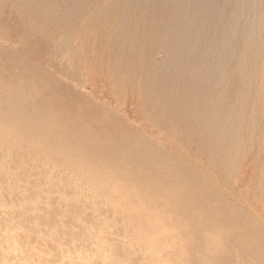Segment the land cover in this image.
<instances>
[{
    "label": "rangeland",
    "instance_id": "rangeland-1",
    "mask_svg": "<svg viewBox=\"0 0 264 264\" xmlns=\"http://www.w3.org/2000/svg\"><path fill=\"white\" fill-rule=\"evenodd\" d=\"M80 2L0 0V264H264V0Z\"/></svg>",
    "mask_w": 264,
    "mask_h": 264
},
{
    "label": "bare ground",
    "instance_id": "bare-ground-1",
    "mask_svg": "<svg viewBox=\"0 0 264 264\" xmlns=\"http://www.w3.org/2000/svg\"><path fill=\"white\" fill-rule=\"evenodd\" d=\"M82 1H83V0H81V2H82ZM93 1H94V0H93ZM170 1H171V0H170ZM81 2H80V3H81ZM173 2H174V1H173ZM66 3H67V2H66ZM77 3H78V2H77ZM77 3H74V4H77ZM84 3H85V0H84ZM95 3H96V2H95ZM95 3H94V4H95ZM185 3H186V2H185ZM96 4H97V3H96ZM65 5H66V4H65ZM65 5H64V6H65ZM97 5H98V4H97ZM74 6H75V5H74ZM82 6H83V5H82ZM98 6H99V5H98ZM98 6H97V7H98ZM89 7H90V6H89ZM102 8H103V7H102ZM72 9H73V8H72ZM96 9H97V8H96ZM149 9H153V8H149ZM158 9H159V8H158ZM155 10H156V9H155ZM149 11H151V10H149ZM152 11H153V10H152ZM152 11H151L150 13H152ZM153 12H154V11H153ZM156 12H158V11H156ZM162 12H163V11H162ZM162 12H160V13H162ZM164 12H165V10H164ZM102 13H104V12H101L100 14H102ZM145 13H146V12H145ZM147 13H148V12H147ZM160 13L158 12L157 14L160 15ZM172 13H174V12H172ZM172 13L170 12L169 16L167 15L168 18H166V17H164V18L169 19L170 15H171ZM182 13H183V12H182ZM105 14H106V13H104V15H105ZM154 14H155V13L152 14V17H153ZM157 14H156L155 16H158ZM147 15H148V14H147ZM161 15H162V14H161ZM163 15H164V14H163ZM163 15H162V16H163ZM207 15H208V14H207ZM74 16H75V15H74ZM128 16H129V15H128ZM162 16H160V17H161L160 20L162 19ZM164 16H165V15H164ZM98 17H99V16H98ZM98 17H97V18H98ZM100 17H101V15H100ZM172 17H173V16H172ZM172 17H171V18H172ZM174 17H175V16H174ZM211 17H212V16H211ZM211 17H210V18H211ZM150 18H151V17H150ZM177 18H178V17H177ZM179 18H180V17H179ZM102 19H103V18L101 17V20H102ZM114 19H115V18H114ZM152 19H153V18H151V20H152ZM157 19L159 20L158 17H157ZM174 19H175V18H174ZM207 19H208V18H207ZM211 19H212V18H211ZM211 19H210V20H211ZM97 20H99V19H97ZM117 20H118V19H117ZM147 20H148V17H147ZM118 21H119V20H118ZM118 21H117V22H118ZM145 21H146V20H145ZM149 21H150V20H149ZM153 21H154V20H153ZM162 21L164 22L165 20H162ZM77 22H78V21H77ZM94 22H96V19H95ZM97 22H98V21H97ZM146 22H147V21H146ZM155 22H156V21H155ZM157 22H158V21H157ZM206 22H207V21H206ZM118 23H119V22H118ZM200 23H201V22H200ZM200 23H199V24H200ZM210 23H211V22H210ZM97 24H99V23H97ZM97 24H96V25H97ZM119 24H120V23H119ZM119 24H118V25H119ZM148 24H149V23H148ZM152 24H153V23H152ZM154 24H156V26L153 25V26H155V28H154V27H153V28L156 29V27H157V23H154ZM192 24H193V23H192ZM194 24H195V23H194ZM204 24H205V23H204ZM160 25H161V24H160ZM162 25H164V24H162ZM92 26H93V25H92ZM97 26H98V25H97ZM121 26H122V25H121ZM150 26H151V24H150ZM208 26H209V25H208ZM110 27H111V26H110ZM151 27H152V26H151ZM191 27H192V26H191ZM198 27H199V26H198ZM159 28H160V27H159ZM209 28H210V27H209ZM214 28H215V27H214ZM231 28H232V27H231ZM96 29H98V28H96ZM154 29H153V30H154ZM233 29H234V28H233ZM153 30H152V31H153ZM159 30H160V29H159ZM176 30H177V29H176ZM205 30H206V29H205ZM155 31H156V30H155ZM157 31H158V29H157ZM157 31H156V33H157ZM115 33H116V32H115ZM157 34H158V33H157ZM200 34H201V32H200ZM111 35H112V34H111ZM151 35H152V32H151ZM153 35H154V31H153ZM158 35H159V34H158ZM158 35H157V36H158ZM202 35H203V34H202ZM119 36H120V35H119ZM157 36H156V38H157ZM151 37H152V36H151ZM154 37H155V36H154ZM160 37H161V36H160ZM163 37H164V36H163ZM176 37L178 38L179 36H176ZM105 38H106V37H105ZM112 38H113V37H112ZM115 38H117V37H115ZM170 38H172V37H170ZM170 38H169V41L171 40ZM180 38H181V37H180ZM187 38H188V37H187ZM198 38H199V37H198ZM86 39H87V38H86ZM119 39H120V38H119ZM154 39H155V38H154ZM162 39H163V38H162ZM201 39H202V38H201ZM150 40H151V39H150ZM163 40H164V39H163ZM101 41H102V40H101ZM105 41H106V40H105ZM112 41L115 42L116 40H112ZM147 41H148V40H147ZM151 41H152V40H151ZM156 41H157V40H156ZM156 41H155V42H156ZM159 41H160V40H159ZM169 41H168V42H169ZM201 41H202V40H201ZM116 42H117V41H116ZM144 42H145V41H144ZM153 42H154V41H153ZM166 42H167V41H166ZM178 42H179V41H178ZM206 42H208V41H206ZM97 43H99V42H97ZM172 43H174V42H172ZM104 44H105V43H104ZM114 44H115V43H114ZM117 44H118V43H117ZM139 44H141V42H140ZM147 44H148V43H147ZM163 44H164V43H163ZM159 45H160V43H159ZM169 45H170V44H169ZM173 45H174V44H173ZM111 46H112V45H111ZM115 46H116V45H115ZM154 46H155V45H154ZM129 47H130V45H129ZM146 47H147V46H146ZM144 48H145V47H144ZM147 48H148V47H147ZM150 48H151V47H150ZM172 48H173V47H172ZM153 49H154V47H153ZM199 49H200V48H199ZM205 49H206V48H205ZM108 50H109V48H108ZM151 50H152V49H151ZM171 50H172V49H171ZM110 51L113 52V50H111V48H110ZM144 51H145V50H143V52H144ZM166 51H168V50L166 49ZM180 51H181V50H180ZM197 51H199V50H197ZM115 52H116V51H115ZM145 52H146V51H145ZM148 53H150V52H148ZM170 53H171V52H170ZM123 54H125V53H123ZM143 54H144V53H143ZM172 54H173V53H172ZM175 55H176V54H175ZM195 55H196V54H195ZM145 56H146V55H145ZM147 56H148V55H147ZM183 56H184V55H183ZM119 57H120V56H119ZM137 57H138V56H137ZM174 57H175V56H174ZM181 57H182V56H181ZM113 58H114V57H113ZM120 58H121V57H120ZM126 58H127V56H126ZM126 58H125V60H127ZM133 58H134V57H133ZM146 58H147V57H146ZM146 58H145V60H146ZM149 58H150V55H149ZM195 58H197V56H195ZM134 59H137V58L135 57ZM134 59H133V60H134ZM175 59H176V58H175ZM182 59H183V58H182ZM205 59H206V58H205ZM123 60H124V59H123ZM195 60H196V59H195ZM195 60H194V61H195ZM127 61H128V60H127ZM134 61L136 62V60H134ZM176 61H177V60H176ZM116 62H117V61H116ZM119 62H120V61H119ZM125 62H126V61H125ZM172 63H173V62H172ZM176 63H177V62H176ZM176 63H175V64H176ZM186 63H187V62H186ZM180 64H181V63H180ZM191 64H192V63H191ZM127 65H128V64H127ZM130 65L132 66V64H130ZM192 65H193V64H192ZM148 67H149V66H148ZM173 67H174V65H173ZM175 67H176V66H175ZM164 68H165V67H164ZM199 68H200V67H199ZM174 69H175V68H174ZM176 69H177V68H176ZM194 69H195V68H194ZM175 72H176V71H175ZM182 72H183V71H182ZM190 72H191V71H190ZM185 74H188V73H185ZM181 76H182V75H181ZM185 77H186V76H185ZM150 78H151V77H150ZM165 79H166V78H165ZM169 79H170V78H169ZM184 79H185V78H184ZM186 79H187V78H186ZM174 80H175V79H174ZM181 81H182V80H181ZM184 81H185V80H184ZM124 82H125V81H124ZM182 82H183V81H182ZM196 82H197V80H196ZM125 83H126V82H125ZM128 85H129V84H128ZM130 86H131V85H130ZM137 86H138V83H137ZM129 88H130V87H129ZM129 88H128V89H129ZM135 88H136V87H135ZM135 88H134V89H135ZM136 90H137V89H136ZM185 94H186V93H185ZM190 94H191V93H190ZM191 95H192V94H191ZM166 97H167V96H166ZM171 98H172V97H171ZM157 100H158V99H157ZM174 101H175V99H174ZM19 167H20V166H19ZM1 171H2V170H1ZM0 173H1V172H0ZM2 174L5 175L4 172H3ZM6 175H7V174H6ZM7 176H8V175H7ZM7 180H9V179H7ZM0 183H1V181H0ZM1 184H2V183H1ZM1 184H0V185H1ZM15 185H16V184H15ZM17 185H18V184H17ZM17 185H16V186H17ZM19 185H20V184H19ZM19 185H18V186H19ZM6 186H7V185H6ZM12 186H13V185H12ZM12 186H11V187H12ZM18 186H17V187H18ZM11 187H9V188H11ZM17 187H15V189H16ZM21 187H23V185H21ZM21 187H20V188H21ZM4 188H5V187H4ZM7 188H8V187H7ZM5 189H6V188H5ZM5 189H4V191L7 190V189H6V190H5ZM10 190H11V189H10ZM13 190H14V186H13ZM17 190H19V189H17ZM15 192H16V191H15ZM15 192H14V193H15ZM2 194H3V193H2ZM0 198H1V197H0ZM42 198H43V197H42ZM2 200H3V199H2ZM100 202H101V201H100ZM32 204H33V203H32ZM2 205H4V204L2 203ZM15 205H16V204H15ZM51 205H52V204H51ZM60 205H62V204H60ZM12 206H14V205L12 204ZM5 210H6V209H5ZM93 211H94V210H93ZM85 213H86V212H85ZM7 215H8V214H7ZM16 216H17V215H16ZM56 216H57V215H56ZM28 217H29V216H28ZM26 219H27V217H26ZM8 220H9V218H8ZM40 220H41V219H40ZM40 220H39V221H40ZM16 222H17V221H16ZM22 222H23V221H22ZM26 222H27V224H28V221H26ZM40 222H41V221H40ZM0 223H1V222H0ZM30 223H31V222H30ZM9 224H11V223H9ZM36 224H37V223H36ZM4 225H5V224H4ZM6 225H7V224H6ZM22 225H23V224L21 223V226H22ZM96 225H97V224H96ZM3 227H4V226H3ZM8 227H9V226H8ZM17 227H18V226H17ZM22 227H23V226H22ZM0 228H2V227H0ZM4 228H5V227H4ZM13 228H14V227H13ZM56 228H57V227H56ZM2 229H3V228H2ZM2 229H0V230H2ZM6 229H8V228H6ZM14 229H16V227H15ZM14 229H10V228H9L10 231H11V230L13 231ZM18 229H20V228H18ZM3 230H4V229H3ZM25 230H26V229H25ZM33 230H34V229H33ZM58 230H59V229H58ZM6 231H8V230H6ZM10 231H9V232H10ZM42 231H43V230H42ZM55 231H56V230H55ZM63 231H64V229H63ZM0 232H1V231H0ZM2 232H3V231H2ZM4 232H5V231H4ZM18 232H19V230H18ZM60 232H61V231H60ZM5 233H6V235H8V234H10L11 232H10V233L5 232ZM5 233H4V236H5ZM7 233H8V234H7ZM35 233H36V232H35ZM19 234H20V233H18V235H17L18 237H19ZM41 234H42V233H41ZM60 234H61V233H60ZM70 235H71V234H70ZM4 236H3V237H4ZM38 236H39V235H38ZM5 237H6V236H5ZM42 237H44V236L42 235ZM6 238H8V237H6ZM20 238H21V237H20ZM62 238H63V237H62ZM72 238H73V237H72ZM8 239H10V238H8ZM2 240H4V239H2ZM10 240H12V239H10ZM5 241H6L5 243H7V239H6ZM22 241H23V239H22ZM2 242H3V241H2ZM13 243H14V242H13ZM8 244H9V240H8ZM54 244H55V243H54ZM0 245H1V244H0ZM4 245H5V244H4ZM15 246H16V245H15ZM23 246H24V244H23ZM23 246H22V247H23ZM41 246H42V245H41ZM55 246H56V245H55ZM66 246H67V245H66ZM53 247H54V246H53ZM56 247H57V249H58V246H56ZM68 247H69V246H68ZM75 247H76V246H75ZM100 247H101V246H100ZM17 248H18V247H16V249H17ZM0 249H2V248H0ZM82 249H83V248H81V247H76V248H71V247H70V248H68V249H63V250L61 249V251L58 252V253L56 254V256L59 257L58 260H59L60 258H62V259H61V260H62L61 262L64 263L63 258H65V257H69V258H70V257H71V258H74L73 256H80V257H81V255H79V254L81 253V250H82ZM12 250H13V249H12ZM19 250H20V248H19ZM8 251H9V250H8ZM8 251H7V252H8ZM26 251H27V250H26ZM26 251H25V252H26ZM30 251H31V250H30ZM85 251H86V250H85ZM0 252H1V254H2V251H1V250H0ZM4 252H5V250H4ZM4 252H3V253H4ZM7 252H5V253L8 254ZM15 252H16V251H15ZM16 253H20V252H16ZM34 253H35V252H34ZM37 253H38V252H37ZM20 254H21V253H20ZM40 254H42V252H41ZM48 254H50V253H48ZM85 254H86V253H85ZM13 255H14V253H13ZM15 255H16V254H15ZM42 255H43V254H42ZM46 255H47V253H46ZM70 255H71V256H70ZM0 256H1V255H0ZM4 256H5V254H4ZM4 256H3V259H4ZM56 256H55V257H56ZM20 257H21V255H20ZM22 257H23V256H22ZM24 257H25V256H24ZM7 258H8V257H7ZM43 258H44V257H43ZM81 258H82V257H81ZM87 258H88V256H87ZM20 259H21V258H20ZM79 259H80V258L77 257V260H79ZM118 259H119V258H118ZM5 260H7V259H5ZM48 260H49V258H48ZM54 260H55V259H54ZM67 260H68V259H67ZM70 260H72V259H70ZM77 260H76V261H77ZM82 260H83V259H82ZM87 260H88V259H87ZM23 261L25 262L26 260H22V262H23ZM29 261H30V260H29ZM43 261H44V260H43ZM72 261L75 262V260H72ZM72 261H70V262L68 261V262L71 263ZM85 261H86V260H85ZM22 262H21V263H22ZM32 262H33V260H32ZM39 262L43 263L42 260L39 261ZM57 262H58V261H57ZM78 262H80V264H81V262H84V261H80V260H79ZM78 262H76V263H78ZM88 262H89V261H88ZM103 262H104V261H103ZM0 263H1V261H0ZM4 263H5V262H4ZM13 263H14V262H13ZM19 263H20V262H19ZM33 263H34V262H33ZM45 263H46V262H45ZM65 263H66V262H65ZM76 263H75V264H76ZM5 264H6V263H5ZM8 264H9V263H8ZM10 264H11V263H10ZM25 264H26V263H25ZM66 264H67V263H66ZM72 264H74V263H72ZM85 264H86V262H85Z\"/></svg>",
    "mask_w": 264,
    "mask_h": 264
}]
</instances>
